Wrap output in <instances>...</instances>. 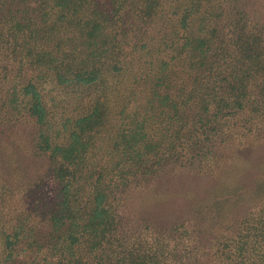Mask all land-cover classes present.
Segmentation results:
<instances>
[{
	"label": "trees",
	"instance_id": "1",
	"mask_svg": "<svg viewBox=\"0 0 264 264\" xmlns=\"http://www.w3.org/2000/svg\"><path fill=\"white\" fill-rule=\"evenodd\" d=\"M260 8L0 0V264H264V200L221 225L132 202L264 145Z\"/></svg>",
	"mask_w": 264,
	"mask_h": 264
},
{
	"label": "rangeland",
	"instance_id": "2",
	"mask_svg": "<svg viewBox=\"0 0 264 264\" xmlns=\"http://www.w3.org/2000/svg\"><path fill=\"white\" fill-rule=\"evenodd\" d=\"M263 4L261 12L264 14V0H258ZM248 149L240 150V155L232 151V162L236 166L226 170L223 176L213 178L174 181L161 188H149L133 193L132 202L135 211L143 214H151L167 211L177 217L186 215L190 208L182 212L176 204L180 198H193L195 205L200 204L203 212L208 213L211 208L213 215L219 213L223 218L216 220L221 225L238 214H242L248 207L264 200V145L262 143H250ZM231 177L235 178L229 181ZM219 179V180H217ZM221 199V201H216ZM173 210V212H172ZM167 214L164 213V216Z\"/></svg>",
	"mask_w": 264,
	"mask_h": 264
}]
</instances>
